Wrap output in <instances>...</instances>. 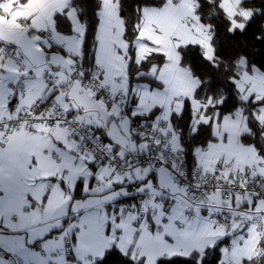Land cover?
I'll return each mask as SVG.
<instances>
[{"label": "crops", "instance_id": "obj_1", "mask_svg": "<svg viewBox=\"0 0 264 264\" xmlns=\"http://www.w3.org/2000/svg\"><path fill=\"white\" fill-rule=\"evenodd\" d=\"M241 1L220 0L232 29L242 27L251 15V9L240 6ZM69 2L0 0V13L8 11L0 21V45L19 56L15 61L0 55V116H15L33 102L58 103L74 112L79 121L93 126L115 152L128 146L127 152L136 154L145 146L130 135L134 118L151 115L170 121L186 100L198 114L203 113L193 98L196 78L181 64L180 53V47L196 43L208 58L214 54L211 29L199 19L196 0H163L158 5L142 6L132 53L123 38L118 0H100L94 64L111 91L118 85L127 90L124 114L116 103H106L77 80L69 83L72 59L81 54L85 33L77 9ZM57 14L67 18L70 32L57 29ZM47 28L53 31L51 46L43 37ZM152 53L162 54L161 62L154 59L148 69L135 71V65ZM239 67L238 93L245 100H262L259 118L263 120L264 71L247 68L244 57L239 58ZM131 70L135 71L132 79ZM21 72L27 74L24 79ZM115 75L122 77L120 83L114 80ZM10 85L14 87L11 91ZM23 88L26 93L21 92ZM211 119L212 139L202 148L194 147V162L216 165L231 160L236 169L256 164L264 173L257 149L241 139L250 131L247 116L240 110ZM209 120V116L197 117L193 126ZM177 140L175 135L181 146ZM110 172L108 165H90L67 132L50 134L37 125L10 133L0 143V246L19 255L22 264H91L110 247L143 264H156L161 257L177 254L201 255L216 245L223 263L246 264V259L264 253V209L256 211L253 197L241 194L225 199L215 191L226 201L217 205L210 200L213 192L207 206L190 207L184 188L163 167L144 165L125 176L104 180L103 175ZM136 194L145 195V217L133 226L137 215L125 203ZM216 208L231 219L257 216L260 222L249 225L247 233L234 240L231 235L238 228L226 230L209 220ZM243 238L247 242L244 246L241 243L240 249ZM65 240L70 245L65 247ZM36 242L39 247L30 248ZM56 247L61 249L58 255L54 254ZM0 264L11 262L0 255Z\"/></svg>", "mask_w": 264, "mask_h": 264}, {"label": "built area", "instance_id": "obj_2", "mask_svg": "<svg viewBox=\"0 0 264 264\" xmlns=\"http://www.w3.org/2000/svg\"><path fill=\"white\" fill-rule=\"evenodd\" d=\"M8 11L2 10L0 21H2ZM24 23V20H21ZM43 37L47 46L53 44L52 29H45ZM0 55H8L15 61H19L12 49L6 45H0ZM46 57L50 59L51 54ZM72 79L77 80L81 86L93 90L106 103H116L124 114L127 111L128 98L127 90L118 85L114 91L102 81L101 69L94 66L88 70L83 63L81 54L72 59L71 64ZM26 72L20 73V78L24 79ZM114 80L121 82L122 77L115 75ZM13 85L9 90H13ZM22 93L27 90L23 88ZM41 125L43 129L50 134L67 132L75 140V148L84 153L90 165H108L111 167L109 174L103 175V179H116L127 175L144 165L163 167L171 177L181 185L192 206H207L208 196L219 191L225 199L233 198L236 195H248L251 197H260L264 200V173L258 169L256 164H249L241 169H236L233 161H220L216 165L197 161L191 163L184 154L183 145L178 137L175 142V133L171 129V122L161 117L146 115L136 117L131 121L130 135L144 144V150L136 154H129V147H125L123 152H115L107 142L101 138L96 129L85 124L77 118L74 112L67 110L58 103L40 104L33 102L23 106L15 116H0V143L4 141L13 131L24 129L30 130L35 126ZM145 195H138L130 198L125 203L129 209L135 212L137 219L132 223L137 226L139 221L145 217L143 207ZM190 213H187V217ZM209 220L218 226H224L226 230H234L231 235L234 239H239V235L247 233V227L251 224H259L257 216L244 217L236 215L231 217L222 209L216 208L209 216ZM241 220V222H239ZM37 244V242L35 243ZM34 244V245H35ZM65 247L70 245L68 240L64 241ZM40 245V243H39ZM37 249L38 247H30ZM60 248L54 249V254H60ZM62 252V251H61ZM0 255L7 256L11 264H22L19 255L8 253L0 246ZM98 260V259H97ZM91 262L94 264L96 261ZM26 264H33L31 261Z\"/></svg>", "mask_w": 264, "mask_h": 264}, {"label": "trees", "instance_id": "obj_3", "mask_svg": "<svg viewBox=\"0 0 264 264\" xmlns=\"http://www.w3.org/2000/svg\"><path fill=\"white\" fill-rule=\"evenodd\" d=\"M162 2L163 0H118V12L124 24L123 38L127 41L130 53L133 50V41L138 34L141 7L158 5ZM69 5L77 9L79 18L84 24L81 56L86 68L91 70L95 66V38L100 0H70ZM240 6L251 9V15L242 27L232 29L231 18L221 8L220 0H196V12L199 19L211 29L213 57L208 58L201 46L196 43H187L180 47L181 64L190 70L197 81L193 98L199 101L203 109V113L198 114L192 107L191 101L186 100L181 111L172 114L170 119L172 130L180 138L184 154L191 163L195 161L192 153L194 147L202 148L212 139L211 118L226 113L234 114L240 110L247 116L250 128L249 133L241 135V139L257 149L264 163V119L259 118L262 100H245L236 88L240 74V57L246 59L247 68L255 67L264 71V0H243ZM55 19L57 29L65 33L71 31L65 16L57 14ZM162 58V54L152 53L136 64L134 70L148 69L154 59L161 62ZM134 70L130 72L131 79ZM203 115L209 116L210 120L199 122L194 127L193 120ZM216 246L207 248L201 255L193 252L189 255L161 257L156 264H212L217 257H219V264H231L220 261L219 247ZM113 248L121 254L117 259L131 260V264H143L141 260L129 259L116 247L108 248L106 253ZM262 257L264 253L246 259V264H264ZM97 261L94 264H97Z\"/></svg>", "mask_w": 264, "mask_h": 264}, {"label": "snow or ice", "instance_id": "obj_4", "mask_svg": "<svg viewBox=\"0 0 264 264\" xmlns=\"http://www.w3.org/2000/svg\"><path fill=\"white\" fill-rule=\"evenodd\" d=\"M9 245L11 247H15V242L10 241ZM33 247H39V242L33 245ZM216 247L218 248L219 246L217 245ZM120 255L121 254L117 251V249L113 248L108 251L100 260H98L97 264H131V260H123L122 258L117 259V257H120ZM262 259H264V257H262ZM212 264H219V257L212 261Z\"/></svg>", "mask_w": 264, "mask_h": 264}, {"label": "rangeland", "instance_id": "obj_5", "mask_svg": "<svg viewBox=\"0 0 264 264\" xmlns=\"http://www.w3.org/2000/svg\"><path fill=\"white\" fill-rule=\"evenodd\" d=\"M132 145H133V144H132ZM256 152H257V151H256ZM256 155L258 156L257 153H256ZM174 183H175V182H173V183L171 184L172 187L175 185ZM252 199H255L254 202H255V209H256V211H258V212H262L263 209H264V200L261 199L260 197H253ZM210 200L215 201V203H216L217 205H219L220 203L226 201V200H224V199L221 198L219 192H215V193H213V196H210ZM208 209H210V207H209ZM261 230H262V233H263L264 229H261ZM254 235H255L257 238L259 237L258 234H254ZM242 237H244V236H242ZM253 237H254V236H253ZM253 237H250V238H253ZM245 238H247V237H245ZM245 238H243L242 242H240V243L238 244V248L241 249V246H240L241 243H242V246H244V245L246 244L247 239H245ZM234 240H235V239H234ZM237 240H239V239H237ZM237 242H238V241H237ZM237 242H236V243H237ZM222 248H223V247H222Z\"/></svg>", "mask_w": 264, "mask_h": 264}]
</instances>
